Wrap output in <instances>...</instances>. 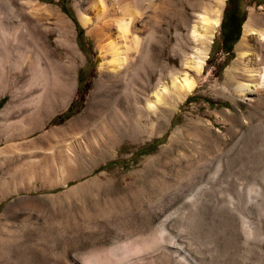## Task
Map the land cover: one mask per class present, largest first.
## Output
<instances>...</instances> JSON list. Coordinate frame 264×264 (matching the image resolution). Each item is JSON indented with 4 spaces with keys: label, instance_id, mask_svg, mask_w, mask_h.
<instances>
[{
    "label": "rangeland",
    "instance_id": "obj_1",
    "mask_svg": "<svg viewBox=\"0 0 264 264\" xmlns=\"http://www.w3.org/2000/svg\"><path fill=\"white\" fill-rule=\"evenodd\" d=\"M127 1L117 16L137 3L153 32L142 64L151 82L141 69L137 94L149 100L160 74L166 83L188 70L197 82L151 112L128 101L113 134L98 138V127L70 125L102 61L80 20H95L98 1L0 0L23 22L0 77V264H189L174 245L195 264H264V105L227 84L251 13L264 27V0H223L200 74L183 62L202 50L192 28L217 0ZM232 5L242 22L223 38ZM258 36H247L243 60L264 59ZM34 53L41 73L8 68Z\"/></svg>",
    "mask_w": 264,
    "mask_h": 264
},
{
    "label": "bare ground",
    "instance_id": "obj_2",
    "mask_svg": "<svg viewBox=\"0 0 264 264\" xmlns=\"http://www.w3.org/2000/svg\"><path fill=\"white\" fill-rule=\"evenodd\" d=\"M97 1L98 7L95 9V20L90 23L89 19L84 16H81L80 20L87 27V33L93 35L96 39L102 61L98 67L99 73L95 81V89L92 92L91 103L83 114L70 125L73 128H79V130H83L89 125L98 127L100 132L98 131L96 136L101 138L103 136L110 137L113 134L112 126L120 121L119 114L123 104L125 105L131 100L136 108L151 112L156 109L157 104L162 101L166 92L174 93L177 97L183 98L192 91L197 80L188 70H184L178 75L170 73L167 77V82L162 83L160 74L157 76L155 84L149 87L152 89L149 100L146 99L145 95H138L136 85L143 78L139 71L142 69V64L147 60V49H144V47L146 48L144 42L146 40V43H148L147 41L151 39L153 32L145 31L146 26L142 23L141 6L139 4L128 2V0L126 5L123 4V14L117 16V12H122V6L119 7L120 5L117 4L119 1ZM222 2L223 0H217V8L211 10L210 16L203 15L199 18L203 29L192 28V41L193 39L194 41L195 39H200L202 50L194 52L198 56L195 57L193 55L191 59H187L183 63L184 66L191 68L196 74H200L203 69L205 57L203 52L205 46L203 47V45L210 41L211 35L218 25L219 9L222 6ZM37 9L39 8L34 5L29 6L31 16L37 17L40 15ZM258 21L257 17L251 13L248 21L244 24L245 34L237 48L239 51L236 61L240 72L234 75L230 71L227 84L233 85L234 90L240 95L250 98L255 97L258 105H264V59L253 62L243 60L246 55V51H243V49L248 44V35L258 34L261 42H264V27H255V23ZM22 23L13 15L5 12L0 2V77L5 69L2 60L4 58L3 55H7L18 44L19 33H21L19 30L22 27ZM30 59L21 60L16 64L14 63L13 67L8 66V68L14 70L16 67L19 69L26 65L34 73H41L43 67L39 56L34 53V56ZM144 69L142 70H147ZM150 82L151 76L147 72L144 74L143 86H149ZM171 248L176 253H179L181 260L189 264H195L188 252L181 253L183 248L178 245H174Z\"/></svg>",
    "mask_w": 264,
    "mask_h": 264
},
{
    "label": "flooded vegetation",
    "instance_id": "obj_3",
    "mask_svg": "<svg viewBox=\"0 0 264 264\" xmlns=\"http://www.w3.org/2000/svg\"><path fill=\"white\" fill-rule=\"evenodd\" d=\"M226 20L223 38L231 37L236 29L239 27V18L238 8L236 5L230 6L226 11Z\"/></svg>",
    "mask_w": 264,
    "mask_h": 264
},
{
    "label": "trees",
    "instance_id": "obj_4",
    "mask_svg": "<svg viewBox=\"0 0 264 264\" xmlns=\"http://www.w3.org/2000/svg\"><path fill=\"white\" fill-rule=\"evenodd\" d=\"M242 22V18H241V20H239V24ZM236 38V36L234 37V39Z\"/></svg>",
    "mask_w": 264,
    "mask_h": 264
}]
</instances>
